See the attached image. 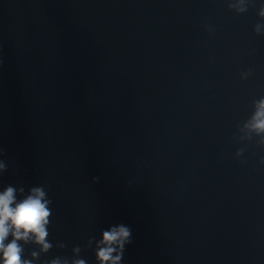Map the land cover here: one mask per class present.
I'll use <instances>...</instances> for the list:
<instances>
[{
    "label": "water",
    "instance_id": "water-1",
    "mask_svg": "<svg viewBox=\"0 0 264 264\" xmlns=\"http://www.w3.org/2000/svg\"><path fill=\"white\" fill-rule=\"evenodd\" d=\"M262 100L264 0H0V193L49 211L20 260L123 226L119 264H264Z\"/></svg>",
    "mask_w": 264,
    "mask_h": 264
},
{
    "label": "clouds",
    "instance_id": "clouds-1",
    "mask_svg": "<svg viewBox=\"0 0 264 264\" xmlns=\"http://www.w3.org/2000/svg\"><path fill=\"white\" fill-rule=\"evenodd\" d=\"M251 127L257 132H264V100L258 103ZM2 167L0 165V168ZM42 201H44L43 191L33 189V195L13 208L10 205L14 202V190L8 188L0 193V253L3 254L0 264H29L28 261L20 260L21 249L16 243V240L28 239L29 233L34 235L35 242L41 244L43 250L50 247L45 243L47 235L45 226L48 223L49 211L46 207L47 201ZM10 231L14 240L5 245L4 240ZM129 235V230L123 226L103 234L101 243L104 247L100 248L97 253L101 264H105V262L119 264L120 255L113 256L112 253L117 249L122 250ZM77 264H83V261H78Z\"/></svg>",
    "mask_w": 264,
    "mask_h": 264
}]
</instances>
